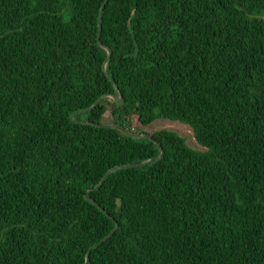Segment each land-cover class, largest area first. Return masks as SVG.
<instances>
[{
	"label": "trees",
	"instance_id": "1",
	"mask_svg": "<svg viewBox=\"0 0 264 264\" xmlns=\"http://www.w3.org/2000/svg\"><path fill=\"white\" fill-rule=\"evenodd\" d=\"M103 2L0 0V264H264V0Z\"/></svg>",
	"mask_w": 264,
	"mask_h": 264
},
{
	"label": "rangeland",
	"instance_id": "2",
	"mask_svg": "<svg viewBox=\"0 0 264 264\" xmlns=\"http://www.w3.org/2000/svg\"><path fill=\"white\" fill-rule=\"evenodd\" d=\"M103 122L105 124H111L112 123V118H111L109 111L105 112ZM158 128H169L171 130H174L177 133H179L180 135L185 136L187 138V142L191 146L198 147L197 143L195 142V140L193 138L192 132L189 129V127H187L186 125H183L182 123H180L178 121H171V120H167V119H157V120L153 121L147 127L148 130H154V129H158Z\"/></svg>",
	"mask_w": 264,
	"mask_h": 264
},
{
	"label": "water",
	"instance_id": "3",
	"mask_svg": "<svg viewBox=\"0 0 264 264\" xmlns=\"http://www.w3.org/2000/svg\"><path fill=\"white\" fill-rule=\"evenodd\" d=\"M106 2H107V0H104L103 4L101 5L100 11H99V16H98V28L100 27L101 13H102V10H103L104 5H105ZM106 50H107V52H108V55H107V58H106V60L104 61L103 66H102V68H103L104 70H105V68H106V62H107V60H108V58H109V56H110V50H109V48L106 47ZM116 89H117V88H116ZM108 96L111 97L112 99H116V98H117L115 94H109ZM103 97H104V96H101L100 98H98V99L94 102V104H93L91 107L87 108V109L92 108V107H93L96 103H98L99 100H100L101 98H103ZM117 101H118L119 103H121V102H122V98L120 97L119 99H117ZM87 109H84V110H87ZM73 116H74V114L71 115V118H73ZM105 126H115V125H105ZM115 127H116V126H115ZM120 130H122V131H124V132H126V133H130V132H128L127 130H125V129H123V128H120ZM131 134H132L133 136H138V137L143 136V135H146V134H135V133H131ZM162 154H163V150L160 148V153H159V155L156 156V157H154V158L161 157ZM149 160H150V159H149ZM146 162H147V161L142 162V163H139V164L137 163V164H131V165H142V164H144V163H146ZM118 167H120V166H116V167H114V168H112V169H116V168H118ZM112 169H111V170H112ZM111 170H109L106 174H104V176L101 178V180L95 185L94 189H97V188L101 185V183L103 182L104 178L106 177V175H107ZM89 192H90V190H88V192L85 194V198H86L87 200L93 202L97 207H99V205H98V204H97V203H96V202L90 197ZM101 210L103 211L102 208H101ZM116 228H117V225L114 227V229H113L110 233H108L106 236H104V237L100 240V242L103 241V240H105L107 237H109V236L114 232V230H115ZM87 258H88V255H86V262H85V264H88V262H87Z\"/></svg>",
	"mask_w": 264,
	"mask_h": 264
}]
</instances>
